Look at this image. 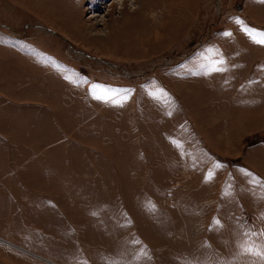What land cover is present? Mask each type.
Instances as JSON below:
<instances>
[{
  "label": "rangeland",
  "instance_id": "obj_1",
  "mask_svg": "<svg viewBox=\"0 0 264 264\" xmlns=\"http://www.w3.org/2000/svg\"><path fill=\"white\" fill-rule=\"evenodd\" d=\"M245 6L0 0V264H264L242 250L264 245V195L252 187L264 172V130L247 126L264 129V119L221 101L219 111L237 116L216 123L190 101L185 157L161 135L179 138L178 127L152 123L153 107L133 94L195 60L244 21ZM107 82L112 90L97 95L107 100L90 104ZM13 167L40 181L25 190L8 178Z\"/></svg>",
  "mask_w": 264,
  "mask_h": 264
},
{
  "label": "crops",
  "instance_id": "obj_2",
  "mask_svg": "<svg viewBox=\"0 0 264 264\" xmlns=\"http://www.w3.org/2000/svg\"><path fill=\"white\" fill-rule=\"evenodd\" d=\"M244 11V21L242 23L232 21L229 28L224 26L220 33L216 34L214 38L206 42L197 51L195 60L168 68L163 73V78L158 79L154 76V82L148 86L138 87L139 90L133 93L136 98H142L144 102L148 103L146 105L153 107V117L155 119H151L152 123L163 120L166 122L167 120L170 125L178 127L175 129L174 134L179 138L173 136L172 130L171 134H161L168 142V149L178 150L180 154L188 157L187 141L191 125L189 117L192 116L188 109L190 101H202V104L197 105L202 107V115L200 116L214 117V119H217L216 123H218V118L222 116L229 118L227 123L231 122V117L236 118L237 116L235 108H226L224 111H219L222 109L221 101L230 105L232 102L236 104L240 100L241 104L244 105L241 109H245L243 111H245L244 115L246 117L264 119V111H261L264 106V46L252 42L248 34L242 30L247 28L249 31L264 32V0H246ZM230 14L233 13L230 12ZM226 16L229 20L228 13H226ZM234 32L240 33L237 38ZM225 33H229V35H225ZM239 35L244 38V44L237 42ZM238 47L240 55L238 54ZM109 83H98L96 85V92L98 93H94L89 97L90 104L94 102L93 99L99 93L112 90L108 86ZM120 95L123 99V95ZM111 98L113 96L108 99ZM117 104H120V101ZM177 107H180L182 111L175 116L173 112L176 111L175 108ZM117 108L118 110L123 109L122 106H117ZM124 111L126 110L124 109ZM164 112L168 113V118H166ZM144 113L147 114V111H144ZM118 121L120 122V120ZM247 126L249 127L248 132L264 130L250 127V124ZM99 136L103 135L99 133ZM175 140H178L179 145L175 144ZM257 147L264 156V142H259ZM101 153L104 154V152ZM104 157L107 158L108 156L104 154ZM106 162L112 163L109 160ZM21 165L18 164V166ZM29 166H34V164ZM12 170H15V175L12 173L8 178L12 181H21L25 190L32 189L28 187L31 181H40V176L31 171L32 169L28 170L29 174L27 175L29 176H25L23 173L17 174L15 167ZM263 174L259 173V177L255 176L254 179L258 181L255 185L252 184L253 191L257 196L264 195Z\"/></svg>",
  "mask_w": 264,
  "mask_h": 264
},
{
  "label": "snow or ice",
  "instance_id": "obj_3",
  "mask_svg": "<svg viewBox=\"0 0 264 264\" xmlns=\"http://www.w3.org/2000/svg\"><path fill=\"white\" fill-rule=\"evenodd\" d=\"M239 23V20H237ZM245 31L249 38L252 40V42L264 46V32H259L256 30L249 31L247 28L242 29ZM225 35H229V33H225ZM155 95V93H153ZM97 99H106V97H96ZM247 235V234H246ZM255 235V234H253ZM260 235L264 236V233H261ZM242 250L245 253L252 254V255H258L264 258V245L256 246L254 243H247L246 245H242Z\"/></svg>",
  "mask_w": 264,
  "mask_h": 264
},
{
  "label": "bare ground",
  "instance_id": "obj_4",
  "mask_svg": "<svg viewBox=\"0 0 264 264\" xmlns=\"http://www.w3.org/2000/svg\"><path fill=\"white\" fill-rule=\"evenodd\" d=\"M136 3H137V0H130L131 6L136 5ZM103 16H105V15H103ZM103 16L99 15L98 18H97V16H93V19L96 20L98 23L101 22V24H104L105 22L103 20ZM95 30H101V27L95 26Z\"/></svg>",
  "mask_w": 264,
  "mask_h": 264
}]
</instances>
